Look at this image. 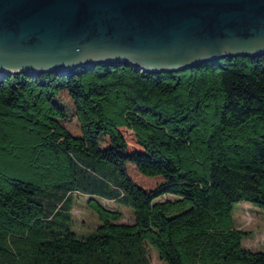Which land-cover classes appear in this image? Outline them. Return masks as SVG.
Returning <instances> with one entry per match:
<instances>
[{
	"label": "trees",
	"instance_id": "16d2710c",
	"mask_svg": "<svg viewBox=\"0 0 264 264\" xmlns=\"http://www.w3.org/2000/svg\"><path fill=\"white\" fill-rule=\"evenodd\" d=\"M75 193L100 220L84 236ZM240 202L264 209V55L0 76V264H151L147 244L166 264H264L234 226Z\"/></svg>",
	"mask_w": 264,
	"mask_h": 264
},
{
	"label": "water",
	"instance_id": "95a60500",
	"mask_svg": "<svg viewBox=\"0 0 264 264\" xmlns=\"http://www.w3.org/2000/svg\"><path fill=\"white\" fill-rule=\"evenodd\" d=\"M264 55V0H0V76Z\"/></svg>",
	"mask_w": 264,
	"mask_h": 264
},
{
	"label": "rangeland",
	"instance_id": "374dc122",
	"mask_svg": "<svg viewBox=\"0 0 264 264\" xmlns=\"http://www.w3.org/2000/svg\"><path fill=\"white\" fill-rule=\"evenodd\" d=\"M124 135L131 149L138 147L134 134L131 131L124 130ZM133 176L139 184L147 188L154 187L159 182V179L145 178L136 172ZM167 198L173 199L175 197L171 195L162 197V199ZM98 200L108 209L119 211L122 214V218L119 222H134L135 216L133 210L128 205L119 203L115 200L103 198H98ZM71 206L72 230L79 236H84L94 231L99 226V217L90 207L88 195L75 193ZM233 218L236 228L249 232V235L242 241L243 246L253 251H264V209L248 202H240L235 204ZM147 247L151 264H166L153 247L149 244H147Z\"/></svg>",
	"mask_w": 264,
	"mask_h": 264
},
{
	"label": "flooded vegetation",
	"instance_id": "af4514ba",
	"mask_svg": "<svg viewBox=\"0 0 264 264\" xmlns=\"http://www.w3.org/2000/svg\"><path fill=\"white\" fill-rule=\"evenodd\" d=\"M263 56V55H262Z\"/></svg>",
	"mask_w": 264,
	"mask_h": 264
}]
</instances>
